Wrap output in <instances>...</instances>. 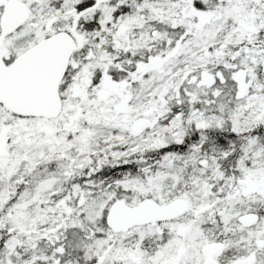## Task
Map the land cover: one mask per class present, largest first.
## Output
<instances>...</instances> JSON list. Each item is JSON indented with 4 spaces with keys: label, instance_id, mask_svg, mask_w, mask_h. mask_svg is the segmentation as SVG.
I'll return each instance as SVG.
<instances>
[{
    "label": "rangeland",
    "instance_id": "1",
    "mask_svg": "<svg viewBox=\"0 0 264 264\" xmlns=\"http://www.w3.org/2000/svg\"><path fill=\"white\" fill-rule=\"evenodd\" d=\"M21 1L28 7L26 18L15 31L0 37V65H8L14 56L62 28L77 37L75 51H79L80 58L75 56L71 63L69 78L65 79L67 84L61 90L62 108L57 116L31 118L18 116L7 108L4 111V144L0 145V175L3 177L0 179V207L15 190L17 181L22 179L24 182L23 178L37 167L47 168L35 173L36 184H29L12 205L9 223H6L11 227L8 230L17 231L12 246L22 247L23 238L33 249L42 242L48 250L52 246L58 247L61 254L66 247H74L75 251L87 255V259L88 256L95 257L94 264H203L202 249L216 246L212 237L217 234V231L206 233L204 219L216 215L220 218L208 223L220 225L221 239L217 243H224V248L231 250L234 258L247 257L252 252L264 256V217L249 229H244L240 220L250 205L264 210V175L260 170H246L227 188L225 183L217 185L216 170L204 169L205 177L191 176L190 184H185V191L179 196L186 200L187 207L175 212L162 224L133 225L115 233L102 228L101 218L113 201L132 206L141 198L150 197L164 207L179 198L170 197L179 191L178 185L183 184L179 183L177 173L179 156H169L155 169H150V164L143 160L149 151L181 141L178 117L168 127L161 125L162 118L169 112L168 102L175 81H162L165 61L163 56H158L156 61L160 63V69L158 75L152 73L156 82L150 87L152 91H147L151 84L148 79H138L137 86L114 85L104 78L100 84L95 83V69L107 58L102 52L105 45L127 50L131 42L130 28L139 24L134 19L124 21L118 28L108 29L106 34L109 37L104 35L96 42L82 34L77 35V21L92 20L97 10H100V17L104 16L100 19L104 25L110 16L107 3L111 0H96L95 9L83 12H77L75 6L87 0H61L52 13L47 12L45 5L53 0ZM229 9L225 11L226 15L239 12L238 9L233 12ZM209 18V15L204 16V20ZM252 20H255L253 16L245 18L243 26ZM154 62L150 64L156 66ZM144 68L145 65L139 71ZM256 88L262 89L259 84L252 83V89ZM214 91L219 94L218 89ZM238 93L237 97H242L246 91L240 87ZM195 95L190 93L191 97L195 98ZM204 98L206 102L210 99L207 94ZM245 100L233 108L239 110L245 119L243 123L253 125L259 120L264 121V96L253 94L252 101L248 96ZM158 107L166 113L163 111L161 115L155 111ZM198 115L203 120L197 122V127L220 125L215 116L209 119L201 113ZM233 116L236 117L237 113L234 112ZM139 119L148 122L145 128L135 126ZM104 162L114 168L129 166L120 172L121 180L113 181L112 188L98 190L94 197L77 192L79 196L72 204L63 197L56 202L50 198L62 190L60 175L69 172L68 168L83 172L93 164L99 166ZM163 169L170 172L169 176L161 172ZM241 200L247 205L242 202L240 206ZM219 204L222 207L216 210ZM204 213L208 217L202 216ZM67 228L73 230L74 237L67 234ZM95 232L100 234L99 237L94 236ZM49 256L53 257L50 252ZM255 264H264V257Z\"/></svg>",
    "mask_w": 264,
    "mask_h": 264
},
{
    "label": "trees",
    "instance_id": "2",
    "mask_svg": "<svg viewBox=\"0 0 264 264\" xmlns=\"http://www.w3.org/2000/svg\"><path fill=\"white\" fill-rule=\"evenodd\" d=\"M60 4L61 0H53L45 8L52 13ZM95 7L96 0H87L77 4L75 9L83 12ZM107 7L111 10L110 16L105 19L103 26L100 19L104 16L100 17V10H97L92 20L77 21V35L82 34L86 39L96 42L107 35L108 29L115 26L118 28L124 21L134 19L139 24H133L130 28L131 42L127 50H117L105 45L102 52L107 58L95 69V83L100 84L104 78L114 85L137 86L135 83L138 79H148L151 84L147 91H152L153 88L150 87L156 83L151 77L154 75L152 73L158 75L160 69V63L156 61L158 56H163L165 61L162 81H175L168 102L169 112L162 118L161 125L168 127L178 117L181 141L170 142L149 151L143 157L144 162L150 164V169H155L169 156H179L177 173L179 183L183 184L178 185L179 191L170 194V197L181 196L185 191V184H190L191 176L204 178V169L216 170L217 185L225 183L227 188L245 174L246 170H260L264 175V121L246 125L239 110H233L239 101H246V96L250 101L253 94L264 96V0H111ZM228 7L232 12L235 9L239 12L226 15ZM207 15L210 18L204 20ZM251 16L255 20L247 21L246 27L243 26V20ZM215 21L217 22L212 25ZM79 55V51L74 52L77 59L80 58ZM152 61L156 62V66L150 64ZM144 65V70L139 71ZM252 83L256 86L259 84L262 89L257 90V87L253 90ZM240 87L246 94L237 97ZM215 89L219 90V94H215ZM190 93L197 95L194 98ZM206 94L210 97L207 102L204 98ZM155 111L161 115L163 111L166 113V110L159 107ZM234 112L237 113L236 117L233 116ZM199 113L209 119L217 117L220 125L197 127V122L203 120ZM16 115L37 118L17 112ZM105 162L99 166L93 164L87 171L62 173V190L50 198L56 202L63 197L62 199H67V203H71L76 202L79 196L77 192L81 191L86 197H94L98 190L112 188L113 181L121 180L120 172L129 166L114 168ZM46 169L37 167L33 173L23 178L24 182H21L22 179L17 181L15 190L0 207V264H94L95 257L91 259L88 256L87 259V255L82 251H75L74 247H66L61 254L58 247L51 245L48 250L42 242L37 249H33L23 238L22 247L12 246L17 231L8 230L11 227L6 224L9 223L12 205L29 184H36L35 173L39 174ZM161 172L167 176L170 174L167 169ZM0 179H3L1 175ZM242 202L244 204V200H241L240 206ZM221 207L219 204L216 210ZM247 209L249 213H256L259 219L264 217L263 208L250 205ZM206 213L202 216L208 217ZM219 218L214 215L209 220L204 219L206 223L203 227L220 233V225L211 226L208 223ZM100 225L108 233L112 232L106 226L104 217L101 218ZM65 231L74 237L71 234L73 230L67 228ZM82 235L86 238V235ZM99 235L95 232L94 236ZM216 237L219 239L221 236L218 234ZM49 252L53 257H48ZM37 255L44 258H38ZM261 257L263 260L264 256Z\"/></svg>",
    "mask_w": 264,
    "mask_h": 264
},
{
    "label": "water",
    "instance_id": "3",
    "mask_svg": "<svg viewBox=\"0 0 264 264\" xmlns=\"http://www.w3.org/2000/svg\"><path fill=\"white\" fill-rule=\"evenodd\" d=\"M25 4L21 0H8L2 15V24L7 30L22 21ZM77 42L67 31L59 30L38 40L19 54L7 72L0 70V98L6 100L13 110L33 117H55L61 111L59 85L68 67V60ZM144 119L136 121V127L147 126ZM187 207L183 198H175L162 207L154 199L144 197L130 206L113 201L104 216L106 226L119 232L134 224L142 225L152 220H163ZM255 213H245L242 220L254 224ZM251 258L239 260L249 262Z\"/></svg>",
    "mask_w": 264,
    "mask_h": 264
},
{
    "label": "flooded vegetation",
    "instance_id": "4",
    "mask_svg": "<svg viewBox=\"0 0 264 264\" xmlns=\"http://www.w3.org/2000/svg\"><path fill=\"white\" fill-rule=\"evenodd\" d=\"M8 1V0H7ZM7 2H4V0H0V12H1V18H0V25H1V30H0V37L4 36V35H8L10 34L11 32L15 31L16 28H18V26H20V24H22L26 18V14H27V11H28V7L27 5L25 4V12H24V17L22 19V21H20L19 23H17L16 25H14L13 27L9 28V29H5L3 24H2V15H3V11H4V7L6 5ZM60 30H64V31H67L69 32L68 30H65L64 28L60 29ZM59 31V30H58ZM56 32V31H55ZM54 33V32H53ZM70 33V32H69ZM52 33H50L49 35H51ZM48 36V35H47ZM46 36V37H47ZM76 37V36H75ZM74 37V38H75ZM76 42L78 41L77 40V37H76ZM36 43V42H35ZM34 43V44H35ZM28 49V48H27ZM26 50V49H25ZM25 50H23L22 52H24ZM21 52V53H22ZM74 52L75 50L73 51V53L71 54L70 56V59L68 60V67H67V70L64 74V77L63 79L61 80L60 82V85H59V93H60V101H61V108H62V98H61V90H64L65 89V86H66V80L67 78H69V74H70V71L72 69L71 67V63L73 62V59L75 58L74 56ZM19 53V54H21ZM18 54V55H19ZM17 55V56H18ZM17 56H14L12 59L14 60L15 57ZM10 61V63L8 65H0V70H5L6 72L8 71V68L9 66L11 65V63L13 62ZM8 61V60H7ZM9 76V73L7 72L6 74V77ZM7 108V110L13 112L16 114V112L13 110V108L8 104V102L2 98H0V145H3L4 144V111L5 109ZM0 155H1V152H0ZM68 171L70 173H75L74 170L72 168H68ZM249 213V212H247ZM250 213H253V212H250ZM256 214V213H255ZM174 214L168 216L166 219H163V220H152V221H149V222H146L140 226H144V225H147L148 224H156V225H160L162 224L163 222H165V220H168L169 218H171ZM244 215V214H243ZM240 220H241V225L242 227L245 229H249V228H253L258 220L259 219V216L256 220V222L254 224H246L243 220H242V215L240 216ZM134 225H138V224H134ZM211 225V224H210ZM133 226V225H132ZM130 227V226H129ZM209 230V229H208ZM206 231L207 232H213V231ZM221 233H217L216 235H214L215 237H212V240L215 241V244L216 246H210V247H207L205 248L204 250L202 249V254H203V257H204V260H203V264H242V263H238L239 260H243V259H246V258H251L249 262H246V263H243V264H255V262H257L258 260L262 259L261 254H258L259 252H252L251 254H249L247 257H244V256H238V257H235L233 256L231 250H227L226 248H224V243L221 244H218L217 242L220 241L221 237L218 239L216 236ZM232 236L234 238H238L236 236H234L232 234ZM259 247V250H261V245L258 246ZM235 248V247H234ZM257 248V246H256Z\"/></svg>",
    "mask_w": 264,
    "mask_h": 264
}]
</instances>
